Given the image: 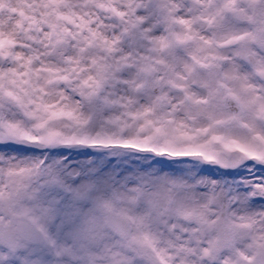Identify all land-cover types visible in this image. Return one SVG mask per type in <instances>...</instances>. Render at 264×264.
Masks as SVG:
<instances>
[{"label": "snow or ice", "instance_id": "obj_1", "mask_svg": "<svg viewBox=\"0 0 264 264\" xmlns=\"http://www.w3.org/2000/svg\"><path fill=\"white\" fill-rule=\"evenodd\" d=\"M0 264H264V0H0Z\"/></svg>", "mask_w": 264, "mask_h": 264}]
</instances>
